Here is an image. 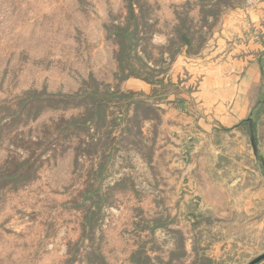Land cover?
Here are the masks:
<instances>
[{
  "label": "rangeland",
  "instance_id": "rangeland-1",
  "mask_svg": "<svg viewBox=\"0 0 264 264\" xmlns=\"http://www.w3.org/2000/svg\"><path fill=\"white\" fill-rule=\"evenodd\" d=\"M140 1L154 33L140 57L157 60L149 64L166 84L154 93L130 84L136 79L120 83L140 104L129 109L128 132L112 135L118 150L104 171L114 146L105 129L91 128L82 142L54 130L82 109L32 107L13 119L35 93L75 95L92 80L118 85L117 48L106 27L124 23L126 1L0 0V167L26 158L28 140L51 136L46 131L54 139L32 179L0 188V264H250L264 254V162L260 169L261 158L238 134L210 141L187 131L198 79L184 71L176 81L174 72L178 58L196 64L217 51L222 17L256 0L232 1L210 28L200 22L202 0ZM186 12L204 38L176 51L169 41ZM101 203L92 234L86 217Z\"/></svg>",
  "mask_w": 264,
  "mask_h": 264
},
{
  "label": "trees",
  "instance_id": "trees-1",
  "mask_svg": "<svg viewBox=\"0 0 264 264\" xmlns=\"http://www.w3.org/2000/svg\"><path fill=\"white\" fill-rule=\"evenodd\" d=\"M127 3V16L124 19V23L111 24L106 27L108 36L114 41L117 51L115 52V61L117 63L118 85L112 87L110 85H101L96 80H92L91 83L84 82L86 86L85 90H81L75 95H63L58 94L48 95L47 93L38 94L36 97L21 103L22 109L20 113H17V117L13 120L21 119L23 112L28 111L30 108L35 107L38 111L44 108H52L54 110L59 108H73L82 109L83 112L70 119L61 118L56 122L54 130L58 136L69 138L75 136L80 142H82V135L89 133L90 129H105L106 130V144L112 141V144L118 143L119 138H113L114 133L119 132L120 137L124 136L128 132V128L124 125L127 117L129 116V109L136 103L140 104V101L136 99V94L133 92H123L120 88V83L126 82L130 79L140 80L147 85L154 88V93H157L158 87H165V78L161 73V69H157L153 65L149 64V60H153L156 64L157 60L152 55H147L148 61L140 57L141 49H147L152 42L154 33H152L151 21L146 19V15L149 12V7L140 0H125ZM232 1L239 0H202L199 5L200 22L211 27L210 19L215 22L222 15V10L230 8ZM179 25L176 27V36L169 41L170 45L174 46L176 51H180L182 47L191 48L195 42V38L200 36L203 40L204 34L202 28L197 30L194 27V21L191 20L190 15L185 14L178 15ZM180 44L176 47V43ZM174 49V50H175ZM147 52V51H146ZM177 54H169L170 62H174ZM163 76V77H162ZM171 84V82L169 83ZM112 110L117 112L116 115ZM30 112V111H29ZM40 114V113H39ZM37 114L34 118L36 119ZM70 134V135H68ZM45 139L38 138L34 141L28 140L27 143H23V149L28 154L26 158L20 160L17 158L8 159L3 166L0 167V188L8 187L11 184H16L22 180H30L33 178L36 172V165L41 161L43 156L48 152L52 146L54 139H51L52 133L46 131ZM117 141V142H116ZM88 147H96L95 143H89ZM89 149V148H88ZM112 151L106 158V164L102 169L106 171L107 165L112 163L115 158V154L118 149L115 145L112 146ZM78 154L87 152L85 149L78 147ZM89 153V152H88ZM90 154V153H89ZM79 156V155H78ZM105 167V168H104ZM101 200V199H100ZM98 206V212L89 211V216L86 217L88 224L92 228V234H94V224L100 219L94 221L99 212L104 208V203ZM88 227H83V236L86 237L90 231H87ZM91 234V233H90ZM78 244H71L70 247L75 249ZM96 259L103 260L101 254L95 255Z\"/></svg>",
  "mask_w": 264,
  "mask_h": 264
},
{
  "label": "crops",
  "instance_id": "crops-1",
  "mask_svg": "<svg viewBox=\"0 0 264 264\" xmlns=\"http://www.w3.org/2000/svg\"><path fill=\"white\" fill-rule=\"evenodd\" d=\"M217 31L214 39H218L221 47L206 59L195 64L182 57L174 62L176 81L187 71L199 84L190 97L196 103L197 112L188 118L193 125L187 131L198 132L210 141L220 133L238 134L244 142L249 139L255 156L261 158V169L264 162V0H256L250 8L228 12L220 20ZM130 84L143 90L151 88L140 80Z\"/></svg>",
  "mask_w": 264,
  "mask_h": 264
},
{
  "label": "water",
  "instance_id": "water-1",
  "mask_svg": "<svg viewBox=\"0 0 264 264\" xmlns=\"http://www.w3.org/2000/svg\"><path fill=\"white\" fill-rule=\"evenodd\" d=\"M253 138H254V134H253ZM255 146V144H254ZM262 262H264V254L260 255L258 258H256L254 261H252L250 264H261Z\"/></svg>",
  "mask_w": 264,
  "mask_h": 264
}]
</instances>
